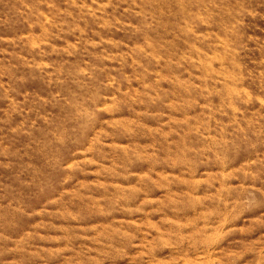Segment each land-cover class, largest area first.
Segmentation results:
<instances>
[{
    "label": "rangeland",
    "instance_id": "rangeland-1",
    "mask_svg": "<svg viewBox=\"0 0 264 264\" xmlns=\"http://www.w3.org/2000/svg\"><path fill=\"white\" fill-rule=\"evenodd\" d=\"M0 264H264V0H0Z\"/></svg>",
    "mask_w": 264,
    "mask_h": 264
}]
</instances>
